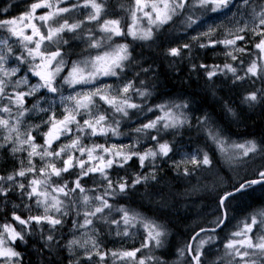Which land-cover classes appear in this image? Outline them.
<instances>
[{
  "label": "snow or ice",
  "instance_id": "snow-or-ice-1",
  "mask_svg": "<svg viewBox=\"0 0 264 264\" xmlns=\"http://www.w3.org/2000/svg\"><path fill=\"white\" fill-rule=\"evenodd\" d=\"M107 2L108 0H82V2L72 0L69 6V0H33L23 14L14 18H0V32L8 34V36H0V113L8 114L7 118L0 115V129L7 133L0 136V139L12 145L10 151L13 155L20 152L27 154L26 161L19 159L20 166L12 173L0 175V203L7 202L9 194L15 190L22 199L26 197L27 201L32 202L25 203L29 213L33 205L37 209H42L40 214H29L26 217L13 211L10 221L5 220L0 223V264H22L24 257L17 250L16 241L27 243L26 237L33 233H39L40 238L45 241L43 248L50 249L53 242L58 243L54 232L58 227L63 226L65 222L63 218L69 214L65 210V200L61 197H69L79 190L83 194L84 205H89L92 201L98 202L92 204L90 211L83 212L84 219L79 227L86 228L93 225V218H96L97 214L104 213L105 209H112V204L105 197L113 195L116 189L120 193H125L130 187L156 180L153 171L149 175L136 174L131 184L122 177L114 182L109 179V170L114 166L123 168L133 158L138 160L140 167H145L146 161L154 165L158 156L168 157L174 150L169 142L161 141L158 135L150 136V139L156 142L155 147H149L142 152L135 151L133 145L105 146V144L93 143L87 146L83 144L84 136L70 135L72 133L102 137L108 136L109 133L113 136L121 135L118 131L119 121L113 119L109 123L107 109L101 110L99 102L112 110L110 113L112 117H115L117 113L128 117L129 109L142 107L132 102L128 94L134 92L143 97L150 93L136 88L132 81L115 88L111 84L98 83L103 77L121 75L125 62L131 58L129 45L113 43L114 37L131 36L134 40H151L154 36L153 26L159 29L173 21L174 17L181 16L190 0H131L128 6L120 2L119 7L127 14V23H122L125 20L123 16L109 18L110 10ZM191 3L193 7L199 6L212 13L222 12L233 6V0H191ZM243 4L248 5L249 0H243ZM80 9L87 11L81 18H77V12ZM38 10L44 11L38 14ZM3 11L7 12V9ZM145 20L147 27H144ZM181 23L191 27L197 21L193 20L191 15H187ZM236 24L238 26L234 30L225 28L223 38H213L218 31L216 26H211L192 38L200 48L222 45L225 49L224 55L232 61L239 60L240 65L244 62L236 53L241 55L247 53V45L249 41H253L252 47L255 51L251 55L254 58L243 67V75L238 74V67H234L231 63H225L222 68L220 65H199L200 68H207L206 76L209 80L224 72L231 73L237 81L244 80L246 77L264 79V2L259 5V11L256 7H252L247 22L240 25L237 20ZM243 33H250V35L246 37ZM9 37H15L24 50L15 59L29 64L28 70L38 77V83L31 84L27 75L12 81L11 78L20 71V68L5 67L8 56L4 54V48H7L8 53H13V48L8 43ZM257 37H259L258 40H256ZM202 38L206 39V42H203ZM74 40H83L86 44L84 51L88 54H81L82 58L69 61L68 52L64 51L62 46L69 45ZM238 42H243V45ZM191 48L192 44H184L181 47L169 49L168 54L179 57L184 49ZM89 50H96L95 54ZM195 67L196 65H193V68ZM65 69L67 72L61 76ZM57 78L63 84L72 87L94 85V87H82L74 95L66 97L61 95V103L70 101L71 106L63 108L60 118L51 108L40 107L42 97L36 95L42 89L49 93L60 92L61 85L57 83ZM10 86L11 91H9ZM25 86L28 90H21ZM31 97H36V100L31 108H27L25 107L28 103L27 98ZM244 99L257 101V93H249ZM261 99H264V93H261ZM186 107V103L171 106L165 103L156 105L155 109L148 108V111L158 110L162 115L141 124L140 127L135 128V132L145 133L147 130L154 129L159 133L161 130L179 129L190 125V120L182 111ZM13 108L17 110L15 122H13ZM33 109L50 113L43 121V124L47 125V131L40 133L43 143H37L36 137L32 135V131L38 130L41 125L28 126L25 132H21L20 129L23 123L22 118ZM229 111L231 112V109ZM204 120L206 121L207 117ZM207 135L229 164L233 162L248 164L257 156L264 158V142L258 143L255 140L230 142L218 130L212 128L208 129ZM61 137H68V141L56 144L57 141H61ZM53 144H56L55 149L52 147ZM5 147V143H0V148ZM76 153H79V156ZM85 156L86 159L82 158ZM36 158L41 162L39 166ZM94 161L96 163H93ZM212 163L208 153L203 152L199 158L196 154L185 157L176 163L175 167L180 168L181 165H185L183 173L192 175L196 169L211 166ZM57 164L61 166L58 167ZM189 164L193 166L191 171L187 167ZM73 169L78 170L74 173L77 178L71 182L74 186L69 187V182L63 174ZM94 173H99L107 181V186L103 194L90 196L88 193L93 190L86 189L81 180ZM53 177L58 180L54 181ZM255 186L264 187V167L258 170L253 178L240 179L219 194L217 206L221 212L213 222L215 227L202 228L201 231L215 233L217 228H222L229 218L228 209L231 201L253 190ZM12 207L15 209L19 205L13 204ZM116 211L121 213L120 219L107 221L103 216L99 218L105 223L117 225V236H129L130 229H135L139 225L144 232V240L139 247L132 250L101 252L94 238L84 242L73 238L64 247L72 256H75L76 248L86 249L84 256L86 261L92 262L93 255L99 258L95 264H102L109 256L111 264H166V261L160 257L145 255L143 252L144 249H159L164 246L165 237L168 235L166 228L156 220L127 208H117ZM242 225L238 231L232 232L224 243V255L211 262L203 258L206 255L205 246L214 241L213 236L201 238L195 248L191 243L185 245L178 250L179 255L184 258L187 252L189 264H221V261H224V264H264V209L251 214L242 221ZM254 228L257 229L255 234ZM198 236L200 232L191 239L196 240ZM89 245L90 250H88ZM138 253L141 255L138 256ZM71 264H80V260L76 259Z\"/></svg>",
  "mask_w": 264,
  "mask_h": 264
},
{
  "label": "trees",
  "instance_id": "trees-1",
  "mask_svg": "<svg viewBox=\"0 0 264 264\" xmlns=\"http://www.w3.org/2000/svg\"><path fill=\"white\" fill-rule=\"evenodd\" d=\"M30 3V1H22L21 3L13 1L12 5L11 2L0 4V17L7 16L14 10L17 11L19 5L22 6V9H25ZM107 4L111 5V2L108 0ZM128 5L126 4V6ZM114 8L120 12L124 11L117 6H114ZM4 9H7V12H4ZM209 14L199 6L193 7L190 0L181 16L174 17L173 21L159 29L153 28L154 38L160 40L161 43L158 50L151 48L150 44H147L144 40H134L129 36L124 37L126 41L131 42V59L125 64V70L130 74L129 80L134 82L136 88L150 93L147 95L148 101L141 104L143 108L135 111L132 119H135V116L138 117L140 111H146L148 108L155 109L156 105L165 103L169 106L186 103V109L195 110L198 116L202 110L206 112L200 115L199 118L197 117L182 132L181 140L190 150H196L200 155L207 152L213 161L210 167L206 169L201 167L196 169L192 175H185L176 172L161 159H158L154 165L146 161L145 167H142L143 171L138 160L133 158L123 168L114 166L113 169L109 170L110 179L115 180L118 176H124L129 184L133 183L136 172L142 174L149 170L155 171L156 180H149L145 184L130 187L125 193H120L116 189L113 195H108L105 198L116 209L127 208L162 224L168 232L165 243L171 242L170 246L173 247L178 245V239L181 236L186 239L185 245L189 244L192 235L197 231V229L190 228L192 221L202 212L212 211L210 208L217 205L219 194L236 182V176L248 170V174L245 173V175L250 179L254 177L258 170L264 167V158L260 156L250 160L248 164L237 162L229 164L207 135L208 129L212 128L218 130L223 137L227 135L238 138L251 137L255 141L264 142V99H261L264 86L263 79L246 77L241 83L235 81L231 73L224 72L209 80L206 76L207 68L199 67V65L204 64L209 66L220 65L222 68L225 63H231L234 67H238L239 74L243 75V67L250 61L246 60L243 65H240V62L232 63L224 60L216 63L212 60L209 54L211 51L208 48L192 47L191 49H184L179 57H173L168 54V51L164 50L163 45L165 42L188 31L187 28H190L181 23L184 17L191 15L193 20L200 21ZM120 41L122 40L120 39ZM71 42L75 43V40ZM66 47L68 46H62L65 50ZM78 55L69 53L70 59L73 57L78 58ZM84 55H87V53L84 52ZM147 65H150V69L144 71ZM193 65H196V67L193 68ZM130 70L131 72H129ZM252 92L257 93V101H245L244 98ZM229 109H231V112ZM154 112L159 111H150V113ZM205 117H207L206 121L204 120ZM118 119L121 120V117H118ZM155 135H158L161 141L169 142L172 147H175L178 139L174 129L161 130L159 133L157 131L152 132V136ZM18 167L17 157L10 152L9 148L7 146L0 148V175L12 173ZM76 171L78 170L73 169L69 173L63 174L69 182V187L74 186L71 182L77 178L74 174ZM204 171L206 173H203ZM53 180H58V178L53 177ZM81 183L86 189H92L93 191L90 192L94 195L103 194L106 188L96 174L84 177ZM158 196H161L160 202L157 201ZM66 200L70 208L66 219L67 224L65 225L67 228L54 233L58 243L53 242L50 249L43 248L45 241L40 238L39 233H33L31 236L26 237L27 243L16 241L17 250L24 257L22 264H71L65 252V242L60 240L67 236V230L70 229L73 216L76 214V203L79 201L78 190L66 197ZM197 202L202 203V205L195 206ZM25 203L31 204L32 202L27 201L26 197L22 199L15 190L10 193L7 202L0 203V222L10 221L13 211L22 217H26L28 210ZM13 204L19 205V207L14 209ZM33 209L34 206L31 214H33ZM260 209H264V191L240 206L238 212L233 213L234 215L232 213L229 215L232 221L236 218L232 227L228 224V218L225 227L220 231L204 233L202 235L204 238L214 237V241L209 244L207 250L219 248V251L210 252L205 259L211 262L223 256L225 252L223 245L229 239L230 234L243 226L242 221H245L251 214ZM218 215L220 214L216 210L209 217L215 221ZM104 220L96 222V226L99 227L101 232V235H99L101 245L108 248L111 229L107 227ZM213 227L215 225L210 226L208 224L199 226L198 229ZM196 242L193 248L196 246ZM145 255H153L163 259L162 253L154 248L149 249ZM256 258L258 259V257ZM163 260L166 261V264H170L168 260ZM107 263L111 264V260ZM221 264H224V261H221Z\"/></svg>",
  "mask_w": 264,
  "mask_h": 264
},
{
  "label": "rangeland",
  "instance_id": "rangeland-1",
  "mask_svg": "<svg viewBox=\"0 0 264 264\" xmlns=\"http://www.w3.org/2000/svg\"><path fill=\"white\" fill-rule=\"evenodd\" d=\"M13 1H16L17 3H21L22 1L33 2V0H0V4L3 5V4H8L11 2V5H12ZM109 1L111 2V5L107 4V6L110 10V17L109 18L115 19V18H120L123 16V17H125V20L122 23H127L128 20H127L126 12L125 11H122V12L117 11L114 8V6H117L118 8H120L119 7L120 2H124L125 5L126 4L130 5L131 0H109ZM81 2H82V0H81ZM262 2H264V0H249V4L244 5L243 0H233V6L230 9H226V10H224L222 12H218V13L209 12L210 14L208 16H205L204 18H202V20L197 21V23L193 24L190 28H187L188 31H185L182 34H180L179 36L174 37V38L168 40L167 42H165V44L163 45L164 50L169 52V49L175 48V47H180L184 44H192V47H198L197 42L194 41L192 38L197 36L199 33L206 31L211 26H216L218 28V31L216 32V34L213 38L214 39L215 38H223V36L225 35V28H232L234 30L235 27L238 26L236 24L237 20H239L240 25H243L245 22H247L249 20L252 7H256V10L259 11V5ZM71 3H72V0H69V6L71 5ZM28 6H26L25 9H22V6L19 5V7L17 8V11L14 10V12H11L9 15L1 16L0 18H14L18 15L23 14L25 11H27ZM61 6H64V5H61ZM42 11H44V10H38V14H39V12H42ZM86 11H87L86 9L78 10L77 18H81L82 14L85 13ZM67 15H71V14H67ZM70 22H72V21L70 20ZM143 23H144V27L148 26L146 20ZM153 28H155V26H153ZM243 34L246 35V37L250 35V33H243ZM0 36H8V34L4 33V32H0ZM129 37L131 39H133L131 36H129ZM120 39L122 41H120ZM258 39H259V37L256 38V40H258ZM144 41L147 44L149 43L151 48H153L154 50H158V48H160V44H161L160 40H156L154 38V36L151 40H144ZM202 41L206 42V39L202 38ZM8 43L13 48V53H8L7 48L6 47L4 48V54L6 56H8V62L5 65V67L13 68V67L18 66L20 68V71L15 76H13L11 78L12 81H16L22 75H27L29 77L31 84L38 83L39 82L38 77H35L34 75H32L31 72L28 70L29 64L22 63L21 61L15 59L16 56H19L22 52H24L22 46H20L18 44L15 37H9ZM113 43H127L129 45V50L131 48V45H130L131 42L126 41L124 39V37H114ZM252 43H253V41H249V43L247 45L248 52L245 53L244 55L236 53V55L240 56V59L243 60V62H245L246 60L250 61L251 59L254 58L253 55H251V53H253L255 51L252 47ZM238 44L243 45V42H238ZM67 46L68 47H66V50L65 49H63V50L68 52L67 59L69 61H75L79 58H82V55H84V52H86V51H84V49L86 48V44L83 40H75V43L70 42V44ZM208 49L211 51V52H209V54L211 55L212 60L216 63L219 62L220 60H224L226 62H232V63L240 62L239 60L232 61L230 58L226 57L224 55L225 49L222 45H217L216 47H208ZM89 51H91L93 54H95L96 50H89ZM69 53L71 55L79 54L78 58L73 57L70 59ZM86 53L88 54V52H86ZM25 58H27L26 53H25ZM126 62H128V61H126ZM126 62H125V64H126ZM125 68H126V66H125ZM125 68L122 70L121 75H119L117 77H103L100 81H98V83H100V84H105V83L111 84V85H113L114 88L123 86V84L131 81V80H129L130 74L125 70ZM146 69L149 70L150 65H147ZM66 72H67V69H65L64 73H61V76L65 75ZM129 72H131V70ZM238 74H239V72H238ZM235 81H237V80H235ZM238 82L242 83L243 80H239ZM57 83L59 85H61V91L60 92L49 93L46 90L42 89L36 95L42 97V99L40 101V107L51 108L52 110H54L56 112V115L58 118L61 117V113L63 112V108L65 106H69V107L71 106L70 101H65L63 104L61 103V95L66 97L68 95H74L77 91H80L82 89V87H84V88L94 87V85H87V86L77 85L76 87H72V86H69L67 84H63V82L59 78H57ZM263 83H264V79H263ZM249 86L251 87L250 84H249ZM11 90L12 89L10 86L9 91H11ZM21 90L27 91L28 90L27 86H25ZM263 93H264V86H263ZM128 95L131 96L132 102H134L136 104L141 105L142 103L148 101L147 96L142 97V96H140L134 92H130ZM27 99H28V103L25 105V107L31 108V105L33 102H35L36 97H31V98H27ZM5 103H7V101H5ZM99 106H100L101 110L107 109L106 114L109 115V121H108L109 123H111L113 121V119L119 121L118 131L121 133V135L113 136L111 133H109V135L106 137L87 136L85 133H72L70 135H72V136H75V135L84 136L83 144H85L87 146H90L93 143L105 144V146H110L111 144H116L117 146L133 145L134 150L139 151V152H142L149 147H153V148L155 147L156 142L151 140L150 136H152V132H154L156 130L153 129V130H147V132H145V133H137V132H135V128L140 127L141 124H143V123L149 122V120L154 119L158 115H162V113H160V112L150 113V111L144 110V111H140V115L138 117L135 116V119H132L135 115V111H137V110L139 111L140 109H129L128 110L129 111L128 117H123L122 114H120V113H117L115 115V117H112L110 115L112 110L109 109L107 105L103 104L102 102H99ZM141 108H143V106ZM16 111L17 110L15 108H13V122H15ZM182 111L186 114V116L190 120V125L194 122L195 119H197L198 113L195 110H188L186 108H183ZM203 113H206V112L204 110H202L200 115H202ZM0 115H3L5 118H7V116H8L7 113H0ZM49 115H50L49 112H40L38 110L33 109L31 112L27 113L22 118L23 123L20 125L21 132L27 131L28 126H35V125L39 124V125H41V127L38 130L34 129L32 131V135L36 137L37 143H43V138L40 135V133L47 131V125H44L43 121L46 120ZM200 115L198 116V118L200 117ZM118 117H121V120L118 119ZM115 118H117V119H115ZM78 119H83V118L78 117ZM190 125H185L182 128L174 129V130H176V134H177L178 139H177L175 147H173V149H174L173 152L170 153L168 157L158 156L156 158L155 162H157L158 159H161L165 164H167L169 167L173 168L176 172L183 173V168L185 167V165H181L180 168H177V167H175L176 163L180 162L185 157L191 156L193 154H196L199 158L200 154L195 150H190L186 145H184L185 143H183V141L181 140L182 132L186 128H188ZM3 135H7V133L4 130L0 129V136H3ZM224 138L228 139L230 142L231 141L243 142L245 140H254L251 137L238 138V137H233V136H228V135ZM67 141H68V137H61V141H57L56 144H59L61 142H67ZM179 142H180V144H179ZM0 143H5L6 146L9 148V150L12 147L11 144H7V142L3 141L2 139H0ZM56 144H53V146H52L53 149L56 148ZM76 155L79 156V153H76ZM15 156L17 157L18 161H19V159H25V161H26L27 154H26V152H20V153H16ZM82 158L86 159V156L82 157ZM36 162H37L38 166L41 163L38 158H36ZM130 162L131 161H129V163ZM93 163H96V162L94 161ZM57 166L59 167L61 165L57 164ZM187 167L189 168V170L191 168H193V166L190 164L187 165ZM208 167H210V166H204L203 169H206ZM141 170H143L142 167H141ZM152 172H153V170H149L146 173L143 172L141 175H149ZM248 172L249 171L246 170L245 172L236 176L235 181L247 178V175H245V173L248 174ZM203 173H206V172L204 171ZM94 174H96L97 178L101 179L102 182L105 184V186H107V181L99 173H94ZM136 174H138V172H136ZM136 174H134V177ZM213 174H215V173L213 172ZM213 174H212V177H213ZM90 175H93V174H90ZM207 176H209V175H207ZM120 178L121 177L118 176L117 179H115L113 181L115 182L116 180H118ZM122 178L126 179V177H124V176ZM109 179H110V177H109ZM143 184H145V183H143ZM261 190L263 191L264 187H257V188H254L253 190H249L246 194L238 196L236 199L232 200L230 207L228 209L229 215L231 213L233 214V213L238 212V208L240 206L249 202L253 196H256L260 192H262ZM88 195L95 196L91 192H89ZM78 196H79V201L76 203L77 204L76 205V214L73 216V219H72L73 221L71 220L72 221L71 227H70V229L67 230V236L64 239L60 240V241L65 242V245H67L68 241L73 239V238L80 239L81 242H84L85 240H87L89 238H94L96 240L101 252H109L110 250H132V249L139 247L141 245L142 241L144 240V232H143V229H141L139 227V225L135 229H130V235L129 236H122V235L117 236L116 235L117 225L107 223V227L109 229H111V239H110V244H109L108 248H104L101 245V242L99 241L100 240L99 235H101V232L99 230V227L96 226V222L103 221L102 219L99 218L101 216H103L104 219H106L107 221H111L113 219H120L121 213L116 211V208H114V207H112V209H105L104 213H99V214H97L96 218H93V225H89L86 228H80L79 224H81L83 222V219H84L83 212L84 211H90L92 204H96L98 202L92 201L91 204L84 205L82 202L83 194L80 193L79 190H78ZM61 198L65 200V204H66L65 210L68 211V213H69L70 208L68 205V201L66 200V197H61ZM157 201L158 202L161 201V196H158ZM193 205H194V202H193ZM200 205H202V203H198V202L195 203V206L199 207ZM216 206H213L212 208H210V209H212L211 212L206 211V212H202V214H199L192 221V223H191L192 226L190 225V228L193 230H196V229H198L199 226H204V225H208V224H210V226L215 225L213 223L214 221L212 219H210L209 216H210V214H214V212L216 210H218V212L220 214L221 210L218 208V206L217 207ZM41 212H42V209H37L34 206L32 215L40 214ZM78 213H79V215H78ZM29 214H31V213L28 212L27 215H29ZM63 219L65 221L63 226L58 227V229L54 233L61 232V230H63L64 228H67L65 226L67 224V222H66L67 216L64 217ZM235 221H236V218H234L233 221L229 218L228 224H230V226L232 227L234 225ZM0 223H2V222H0ZM240 228H238L237 231ZM226 229H228V227H226ZM256 231H257V229L254 228L253 233L255 234ZM133 233H134V235H132ZM201 238H204V237L202 236L198 240L196 239L197 242ZM185 242H186V239L184 237L182 238V236H181L178 239V245L177 246H175V247H173L172 245L170 246L171 242H167L164 244V246L162 248L157 249V251L162 253V255H163L162 258L168 260L170 262V264L171 263L172 264L173 263L174 264H189V258H188L187 252L185 253L184 258H181L179 255V252H178V250L180 248L185 247ZM197 242H196V244H197ZM208 246L209 245L205 246V253H206L205 257H207V255L210 252L219 251V248L207 250ZM88 250H90V245H89ZM148 250L149 249H144L143 250L144 254H146V252H148ZM85 251H86V249L76 248L75 249V256H72L69 253V251L67 250V248L65 247V252H66V255L68 256L69 263H71L72 261H74L76 259L80 260V264H95V262H98L99 258L96 257L95 255H93V261L92 262L86 261V259L84 258ZM138 254H140V253H138ZM205 257L203 259H205ZM110 260H111V257L109 256L105 261L102 262V264H108L107 262Z\"/></svg>",
  "mask_w": 264,
  "mask_h": 264
},
{
  "label": "water",
  "instance_id": "water-1",
  "mask_svg": "<svg viewBox=\"0 0 264 264\" xmlns=\"http://www.w3.org/2000/svg\"><path fill=\"white\" fill-rule=\"evenodd\" d=\"M257 187H260V186H255L254 188H257ZM226 223H227V221L225 222V225H226ZM225 225H224V226H225ZM224 226H223L222 228H217V229H216V232H218V231H220L221 229H223ZM203 229H211V228H203ZM197 232H200V236H201L202 234H204V233H206V232H211V231L202 232L201 229H198V230L192 235V237H193ZM211 233H213V232H211ZM198 237H199V236H198ZM198 237H196V239H197ZM195 241H196V240H192V239H190V243L192 244V247H193ZM188 256H189V254H188Z\"/></svg>",
  "mask_w": 264,
  "mask_h": 264
},
{
  "label": "bare ground",
  "instance_id": "bare-ground-1",
  "mask_svg": "<svg viewBox=\"0 0 264 264\" xmlns=\"http://www.w3.org/2000/svg\"><path fill=\"white\" fill-rule=\"evenodd\" d=\"M143 49V48H142ZM149 50V49H148ZM151 50V49H150ZM153 52V51H152ZM151 53V52H150ZM151 59V58H150ZM147 60V59H146ZM147 62V61H146ZM203 115V114H202ZM198 117V116H197ZM180 144V142H179ZM182 144V143H181ZM187 146V145H186ZM196 151V150H195ZM262 191V190H261ZM264 191V190H263ZM166 251V250H165ZM168 252V251H167ZM172 254V253H171Z\"/></svg>",
  "mask_w": 264,
  "mask_h": 264
}]
</instances>
